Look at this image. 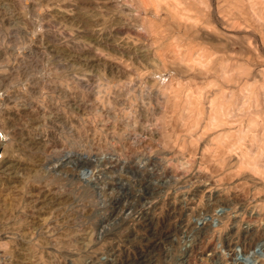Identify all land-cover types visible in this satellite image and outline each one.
<instances>
[{
    "label": "rangeland",
    "instance_id": "1",
    "mask_svg": "<svg viewBox=\"0 0 264 264\" xmlns=\"http://www.w3.org/2000/svg\"><path fill=\"white\" fill-rule=\"evenodd\" d=\"M260 254L264 0H0V264Z\"/></svg>",
    "mask_w": 264,
    "mask_h": 264
},
{
    "label": "bare ground",
    "instance_id": "2",
    "mask_svg": "<svg viewBox=\"0 0 264 264\" xmlns=\"http://www.w3.org/2000/svg\"><path fill=\"white\" fill-rule=\"evenodd\" d=\"M260 244V242H258L257 246ZM260 246V245H259ZM262 246V245H261ZM253 254H255V251H253ZM260 255H264V254H260ZM256 256V255H255ZM258 258V257H257ZM255 261V264H264V260L262 261H258L257 259L253 260V262Z\"/></svg>",
    "mask_w": 264,
    "mask_h": 264
}]
</instances>
